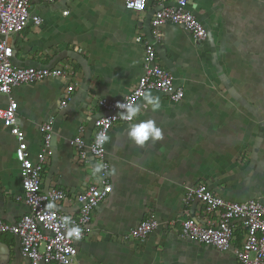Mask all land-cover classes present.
I'll return each mask as SVG.
<instances>
[{"label": "crops", "instance_id": "crops-1", "mask_svg": "<svg viewBox=\"0 0 264 264\" xmlns=\"http://www.w3.org/2000/svg\"><path fill=\"white\" fill-rule=\"evenodd\" d=\"M155 8L142 13L124 9L121 0H32L30 14L41 18L8 39L15 68H59L71 79L18 87L16 120L30 152L51 123L52 156L41 173L44 191L60 189L66 200L59 211L77 214L75 197L99 183L92 156L79 163L69 141L80 137L88 147L100 98L118 101L142 74V43H153L150 21ZM207 33L193 45L178 26L164 24L155 54L161 67L184 90L171 104L160 94L153 112L141 98L138 116L118 124L106 142L111 193L92 216L93 235L76 244L78 264H237L229 254L180 238L187 189L205 184L216 196L264 206V0H190ZM69 16H63V12ZM71 100L60 106L67 86ZM6 98L0 94V108ZM154 120L162 138L143 146L128 136L131 124ZM16 143L0 125V221L17 223L26 207L16 200L20 178ZM193 214V209H190ZM153 217L159 227L142 244L124 236ZM25 264L17 238L0 234V260Z\"/></svg>", "mask_w": 264, "mask_h": 264}, {"label": "built area", "instance_id": "built-area-1", "mask_svg": "<svg viewBox=\"0 0 264 264\" xmlns=\"http://www.w3.org/2000/svg\"><path fill=\"white\" fill-rule=\"evenodd\" d=\"M55 4L61 0H41ZM125 10L142 13L147 7L155 8L150 21L153 43H141L142 74L132 90L118 101L100 98L97 105L101 115L94 121V137L86 147L80 137L69 141L75 150L77 161L86 162L88 156L102 166L99 183L91 186L75 197L79 206L77 214H67L57 209L56 204L66 200L60 189L44 191L41 173L52 156L50 122L41 128L42 139L39 148L30 152L25 135L18 127L16 113L18 103L13 90L48 80H69L71 72L59 68H15L12 65L13 49L8 39L22 32L30 23L39 27L42 20L30 14L32 0H0V94L6 98V106L0 108V125L16 143L14 158L20 178V195L16 197L27 209V213L17 222L6 224L0 221V234H10L17 238L21 257L25 264H78L76 244L93 235L92 216L100 202L111 193L109 184V164L106 161V142L98 147L96 137L103 132L109 136L113 127L130 123L118 113V102L137 103L146 93L160 94L171 104H179L184 99V90L176 86L175 78L161 67L155 54V44L160 40L159 29L164 24L178 26L198 46L207 38V33L193 11L189 10L190 0H121ZM69 16V12H63ZM74 87H66L60 106L70 102ZM51 205V207H49ZM184 219L180 222V238L210 249L218 254H229L237 264H264V206L254 200L235 203L216 196L205 184H198L186 190L182 199ZM193 209V214L190 213ZM69 223H64V218ZM72 227L80 229L79 238L70 236ZM159 227V223L149 217L132 228L125 236L127 242L142 244Z\"/></svg>", "mask_w": 264, "mask_h": 264}, {"label": "clouds", "instance_id": "clouds-1", "mask_svg": "<svg viewBox=\"0 0 264 264\" xmlns=\"http://www.w3.org/2000/svg\"><path fill=\"white\" fill-rule=\"evenodd\" d=\"M144 101L151 107L153 112L160 109L161 104L158 97H154L151 93H146L144 95ZM117 109H119L118 115L127 121H133L140 112V105L134 102H118L116 104ZM128 136L131 140L138 146H143L149 140L156 141L162 138V130L156 125L154 120H144L138 124H131L128 129ZM109 140V137L103 132L99 133L96 137V144L98 147L102 146L105 142ZM102 171V166L98 165L95 168V172L99 173ZM51 207V205H49ZM64 223H69V218H64ZM80 229L78 227H72L69 231L70 236H75L79 238Z\"/></svg>", "mask_w": 264, "mask_h": 264}, {"label": "water", "instance_id": "water-1", "mask_svg": "<svg viewBox=\"0 0 264 264\" xmlns=\"http://www.w3.org/2000/svg\"><path fill=\"white\" fill-rule=\"evenodd\" d=\"M0 264H8V259H2L0 260Z\"/></svg>", "mask_w": 264, "mask_h": 264}]
</instances>
